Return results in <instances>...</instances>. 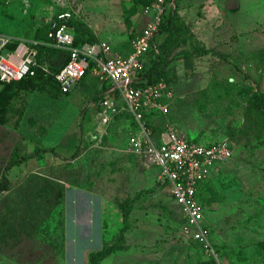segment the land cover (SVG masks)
I'll use <instances>...</instances> for the list:
<instances>
[{
	"label": "rangeland",
	"instance_id": "rangeland-1",
	"mask_svg": "<svg viewBox=\"0 0 264 264\" xmlns=\"http://www.w3.org/2000/svg\"><path fill=\"white\" fill-rule=\"evenodd\" d=\"M154 1L0 0V53L6 44L44 42L63 12L76 33L123 52ZM172 1L167 12L172 3L176 16L154 50L163 60L158 74L177 92L166 124L201 144L227 140L233 148L200 196L214 253L194 240L155 164L129 149L131 121L116 119L99 139L93 99L101 83L92 76L68 95L38 83L0 112V189L13 157L54 149L68 159L80 148L73 160L47 153L6 174L0 264H90L91 254L112 248L98 264H264V109L256 98L264 0Z\"/></svg>",
	"mask_w": 264,
	"mask_h": 264
},
{
	"label": "built area",
	"instance_id": "built-area-1",
	"mask_svg": "<svg viewBox=\"0 0 264 264\" xmlns=\"http://www.w3.org/2000/svg\"><path fill=\"white\" fill-rule=\"evenodd\" d=\"M175 8L174 4H170ZM168 5L165 0H156L143 10L145 26L140 35L131 39L130 52L115 53L109 43H85L75 45V35L69 25L70 12L57 15L46 45L69 53L68 64L56 74V81L64 94L70 93L89 72L101 85L110 84L106 97L96 103L102 129L100 140L109 135V126L121 113H128L136 124V131L129 137L132 153L152 161L159 170L158 180L167 188L173 200L188 219L195 241L208 254L214 249L203 225L204 207L200 200L202 187L218 169L233 156L229 141L201 144L180 135L169 124L159 140L153 137L148 127L146 114L167 117L175 91L161 81L146 86L139 75L144 70L147 56L156 47V35L165 20ZM37 42H21L13 52L0 53V81L11 83L35 76ZM43 70L49 73L48 68ZM264 92V83L261 84Z\"/></svg>",
	"mask_w": 264,
	"mask_h": 264
},
{
	"label": "trees",
	"instance_id": "trees-1",
	"mask_svg": "<svg viewBox=\"0 0 264 264\" xmlns=\"http://www.w3.org/2000/svg\"><path fill=\"white\" fill-rule=\"evenodd\" d=\"M174 1V0H173ZM172 1V2H173ZM167 3H170L171 0H166ZM153 2L149 3L147 6H149L150 4H152ZM176 12H177V7L175 5V8H170L168 14L165 17L164 22L162 23L160 30L158 32L157 36L165 33L167 31V29L169 28V26L171 25V20L176 16ZM69 25L71 26L74 35H75V45H83L85 43H90V44H95V43H99L96 41H92L86 37H84L83 35H80L78 33L75 32L74 27L76 26V22L75 19L72 18V20L69 22ZM52 30V27L49 28L47 30V32L45 33V40L44 42L40 43L39 45L35 46V49L37 50V56H36V66L34 67V69L36 70V74L35 76L32 77H27L24 78L22 80L19 81H13L11 83H2L0 81V85L3 86V89L0 91V112L1 111H6V107L7 105L14 99L15 95L17 93H19L21 90H26V89H32L34 88L38 83H49L51 82L53 85H55V87L60 91L61 94H64L62 92L61 86L59 85V83L56 81V74H58L69 62L70 56L69 53L61 51V50H57L55 48L49 47L46 44L48 42H50L48 35L50 33V31ZM142 32V30L140 29V31L134 32L131 34L130 38L133 39L136 36L140 35ZM166 42V41H165ZM20 42H14V43H10V44H6L4 45L3 49L4 52H13L15 51L18 46H19ZM158 47V46H157ZM160 48V46H159ZM147 61L144 65V70L140 73L139 77L140 79H142V83L140 82L139 84H135L136 86H146V85H151V84H155L158 82H165V79L162 77L161 74H158V70L160 68V66L162 65V57L160 56V53H155L154 51L152 53H150L147 57ZM46 67L49 70V73L45 72L43 70V68ZM92 77L91 73L89 72L84 78H82L80 81ZM93 79H97L92 77ZM79 81V82H80ZM110 84L108 83H104L103 85H101V89L100 92L98 93V95H96L94 97V101L95 102H99L102 99H104L106 97V91L109 89ZM70 93H67L65 95H68ZM257 100L259 101L260 105L263 107L264 109V92H262V94L257 95ZM257 103V102H256ZM146 121H147V125L148 127L152 130L153 133V137L157 140H159L160 136L162 135V133L165 131L166 129V118L164 116L161 115H153V114H146ZM116 119H120V120H128L131 121V125L134 128V132L136 131V124L134 123V121L132 120V117L130 114L124 112L121 113L120 115H118L116 117ZM195 140V139H194ZM196 142H199L197 140H195ZM214 142H207V144H211ZM47 153H51L60 163H64L66 161L69 160H73L75 159L79 153H80V148L77 149V151L68 159H64L61 158L55 151L54 149H43L40 151L35 152L34 154L31 155H25V156H17V157H13L9 163L7 164L6 168H5V175H3L4 178V184L2 185L0 192H5L8 191L10 189V181L7 179L6 174L14 167L21 165L24 162L39 158L41 156H43L44 154ZM207 183V182H206ZM202 187L201 190V195L204 191L205 185ZM201 200V199H200ZM202 202V201H201ZM203 204V202H202ZM128 213H126L124 216L125 218H127ZM126 228V227H124ZM114 248H112L113 250ZM111 249L103 252V253H93L90 255L89 258V262L90 264H98L100 262V260L110 254L112 252Z\"/></svg>",
	"mask_w": 264,
	"mask_h": 264
},
{
	"label": "crops",
	"instance_id": "crops-1",
	"mask_svg": "<svg viewBox=\"0 0 264 264\" xmlns=\"http://www.w3.org/2000/svg\"><path fill=\"white\" fill-rule=\"evenodd\" d=\"M146 20V19H145ZM115 53H117V51H115V50H113ZM130 52V42H129V48L128 49H125V50H123V52H120V51H118V53L119 54H122V55H125V54H127V53H129ZM1 86V85H0ZM173 87V86H172ZM174 88V87H173ZM174 91H175V96H176V94H177V92H176V90H175V88H174Z\"/></svg>",
	"mask_w": 264,
	"mask_h": 264
}]
</instances>
